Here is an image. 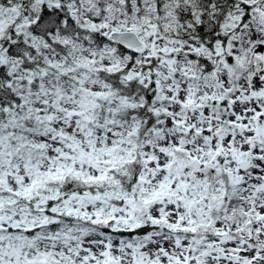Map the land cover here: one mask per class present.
<instances>
[{"label":"snow or ice","instance_id":"snow-or-ice-1","mask_svg":"<svg viewBox=\"0 0 264 264\" xmlns=\"http://www.w3.org/2000/svg\"><path fill=\"white\" fill-rule=\"evenodd\" d=\"M0 264H264V0H0Z\"/></svg>","mask_w":264,"mask_h":264}]
</instances>
